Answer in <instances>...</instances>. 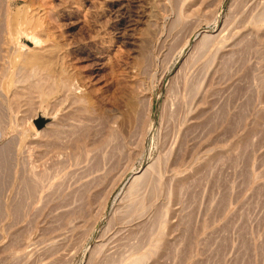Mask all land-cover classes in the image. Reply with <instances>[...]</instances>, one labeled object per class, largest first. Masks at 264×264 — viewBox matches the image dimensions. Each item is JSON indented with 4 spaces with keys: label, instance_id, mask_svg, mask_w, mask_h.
Returning a JSON list of instances; mask_svg holds the SVG:
<instances>
[{
    "label": "rangeland",
    "instance_id": "obj_1",
    "mask_svg": "<svg viewBox=\"0 0 264 264\" xmlns=\"http://www.w3.org/2000/svg\"><path fill=\"white\" fill-rule=\"evenodd\" d=\"M248 2L0 0V264H264V0ZM131 100L146 140L128 159L102 118L129 128Z\"/></svg>",
    "mask_w": 264,
    "mask_h": 264
},
{
    "label": "bare ground",
    "instance_id": "obj_2",
    "mask_svg": "<svg viewBox=\"0 0 264 264\" xmlns=\"http://www.w3.org/2000/svg\"><path fill=\"white\" fill-rule=\"evenodd\" d=\"M243 2V1H242ZM247 2H248V0H247ZM258 2V1H257ZM249 3V2H248ZM244 4H245V2H244ZM242 8V7H241ZM252 8V7H251ZM263 11V10H262ZM261 11V12H262ZM264 12V11H263ZM262 12V13H263ZM259 14L260 16L262 15V18H263V14ZM260 16H257V17H260ZM256 18V17H255ZM261 18V17H260ZM259 18H257V20H258ZM180 23V22H179ZM222 31H223V29H221ZM14 32H16V31H14ZM221 33V32H220ZM220 33L218 34V32H217V35H220ZM217 35H216V37H217ZM19 37V36H18ZM215 36L213 37L214 39L216 38ZM17 38V37H16ZM19 39V38H18ZM213 39V40H214ZM15 40H17V39H15ZM212 37H211V35H209V34H204V35H201L197 40H196V42H197V45H196V47L198 48V49H196L195 47L193 48V49H195V51L196 50H202V49H205L206 47H208L209 45H211L212 44ZM19 41H21V40H19ZM13 42V41H12ZM214 43V42H213ZM17 45V44H16ZM187 45V44H186ZM221 45V44H220ZM195 46V45H194ZM222 46V45H221ZM22 47H24V45H22ZM223 47V46H222ZM13 48V47H12ZM211 48V47H210ZM23 49V48H22ZM221 49V48H220ZM210 50V49H209ZM12 51V50H11ZM17 51H20L19 49L17 50ZM193 52V51H192ZM197 52H199V51H197ZM197 52H195V53H197ZM207 52V51H206ZM205 52V53H206ZM231 53V52H230ZM36 54H38V53H36ZM192 54H194V52L193 53H191V55ZM199 54L201 55V54H203V56H204V53L202 52V53H200L199 52ZM15 55V54H14ZM16 55H20V54H17L16 53ZM40 55V54H39ZM227 55V54H226ZM28 56V55H27ZM33 55H31V58L33 59V57H32ZM211 56H213L212 54H211ZM30 57V56H29ZM36 57V56H35ZM201 58H202V55L200 56ZM200 57H199V59H200ZM214 57H215V55H214ZM233 57V56H232ZM231 57V58H232ZM15 58V57H14ZM13 58V59H14ZM18 58H20L19 56H18ZM224 58V57H223ZM226 58V57H225ZM229 58V57H228ZM41 59V58H40ZM194 59V58H193ZM196 59V58H195ZM194 59V60H195ZM198 59V58H197ZM198 59V60H199ZM211 59V58H210ZM198 60H197V62H198ZM211 60H213V59H211ZM210 60V62H212ZM228 60V59H227ZM13 62H14V60H12ZM19 61V59L18 60H15V62L14 63H17V62ZM26 61V60H25ZM27 61H28V59H27ZM30 61V60H29ZM32 61H34V60H32ZM187 61V60H186ZM185 61V62H186ZM189 61V60H188ZM192 61V60H191ZM196 61V60H195ZM38 62H40V60L38 61ZM190 62V61H189ZM225 62V61H224ZM35 64H36V62H34ZM33 63V65H35ZM206 63H207V61H206ZM208 63H209V61H208ZM228 63V62H227ZM27 64V63H26ZM30 64H31V61H30ZM187 64V63H186ZM185 63H184V65H186ZM192 64H195V62L193 61V63ZM221 64H223V62L221 63ZM220 64V65H221ZM188 65V64H187ZM200 65H202V63H200ZM42 66V64H40V66L38 65V67L39 68H42L41 67ZM183 66V65H182ZM193 66V65H192ZM205 66H206V64H205ZM199 67V66H198ZM202 67V66H201ZM200 67V68H201ZM28 68H30V67H28ZM187 68V67H186ZM186 68H184V69H186ZM223 68V67H222ZM197 69V68H196ZM209 69V68H208ZM208 69H207V71H208ZM24 70V69H23ZM182 70H183V68H182ZM205 70H206V68H205ZM29 72H30V70H28ZM33 71H35V70H33ZM78 71V70H77ZM197 71V70H196ZM204 71V70H203ZM65 72V71H64ZM67 72V71H66ZM65 72V73H66ZM194 72H195V70H194ZM205 72V71H204ZM37 73V72H36ZM181 73V72H180ZM32 74H34V72L32 73ZM188 74V73H187ZM30 75V74H29ZM60 75H63V72H62V74H60ZM88 75V74H87ZM186 75V74H185ZM184 75V76H185ZM198 75V74H197ZM197 75H196V77H197ZM200 75V74H199ZM35 76H36V74H35ZM65 76V75H64ZM207 76V75H206ZM28 77V76H27ZM60 77V76H59ZM92 77V76H91ZM192 77H193V75H192ZM194 77H195V75H194ZM223 77V76H222ZM72 79L74 78V77H71ZM71 78H70V80H71ZM198 78V77H197ZM200 78V77H199ZM221 78V77H220ZM61 79V78H60ZM192 80H193V78H191ZM62 80H63V78H62ZM203 80V79H202ZM187 81H188V79H187ZM190 81V80H189ZM198 81V80H197ZM201 81V79H199V82ZM61 82V81H60ZM181 82V81H180ZM185 82V81H184ZM193 82V81H192ZM64 82H62V84H63ZM183 83V82H182ZM196 83L197 82H195V85H196ZM37 84V83H36ZM78 84V83H77ZM80 84H82V83H80ZM92 84V83H91ZM191 84V83H190ZM193 84V83H192ZM83 85V84H82ZM86 85V84H85ZM184 85V84H183ZM194 85V84H193ZM195 85H194V88H195ZM197 85H198V83H197ZM196 85V86H197ZM38 86V85H37ZM60 86H61V83H60ZM63 86H64V88H66L67 89V91H68V93H70V94H72L73 96H74V98L75 99H78V100H81V97L80 96H78V92H77V86H79V85H76V82H75V79L73 80V82H72V80H71V82H66L65 84H63ZM75 86L77 87V88H75ZM87 86V85H86ZM192 85H190L189 87H191ZM35 87V86H34ZM80 87V86H79ZM84 87V86H83ZM90 87V86H89ZM185 87V86H184ZM188 87V88H189ZM193 87V86H192ZM198 87V86H197ZM36 88V87H35ZM86 89V88H85ZM192 89L193 88H191V92H192ZM198 89V88H197ZM63 90V89H62ZM80 90V89H79ZM87 90V89H86ZM92 90V89H91ZM195 90V89H194ZM193 90V91H194ZM81 91V90H80ZM95 91V90H94ZM187 91H188V89H187ZM82 92V91H81ZM86 92V91H85ZM196 92V91H195ZM195 92L193 93V94H195ZM221 92V91H220ZM80 93V92H79ZM87 93H88V91H87ZM90 93V92H89ZM189 93V92H188ZM83 94V93H82ZM191 94V93H190ZM193 94H192V97H193ZM84 95H87V94H85L84 93ZM89 95V94H88ZM215 95V94H214ZM68 96V95H67ZM91 96V95H90ZM89 96V97H90ZM85 97V96H84ZM176 99V98H175ZM82 100H85V99H82ZM87 100V99H86ZM180 100H182V99H180ZM191 100H192V98H191ZM190 100V101H191ZM86 102V101H85ZM92 102V101H91ZM90 102V103H91ZM136 102V101H135ZM134 102V100H131L130 102H129V108H130V114L129 115H127L128 116V119H126V123H127V120H128V122H129V128H127V129H125L124 128V125L123 126H120V121H119V117L116 115V114H114V115H112L111 116V114L109 115L108 114V112H106V110L105 111H103V121H104V124H105V126L107 127V125H109V123H112V124H116V125H118L117 126V128H115V127H112L111 129L109 128L108 130H107V132H105V134H104V136H102V137H104L103 138V143L104 144H106V145H111V147H113V150L114 151H116V152H113V154L114 153H118V156H121V155H124V157L125 158H130V156L132 155V153L133 152H135L136 150H137V148H139L138 146L141 144H143L144 142H145V140H146V133H145V130L142 128V129H140V128H138L139 126L137 125L138 124V119H139V110H138V106H137V104H139V103H135ZM184 102V101H183ZM192 102V101H191ZM89 103V104H90ZM91 105V104H90ZM150 105V104H149ZM183 105V104H182ZM179 107H180V104L178 105ZM214 106V105H213ZM178 107V108H179ZM183 107V106H182ZM179 109H181L182 110V108H179ZM174 110H176V109H174ZM128 111V110H127ZM87 112V111H86ZM91 112V111H90ZM173 112V111H172ZM179 113V112H178ZM218 113V112H217ZM220 113V112H219ZM174 114V113H173ZM175 114H177V113H175ZM176 116V115H175ZM178 116V115H177ZM215 116V115H214ZM102 117V116H101ZM184 117V116H183ZM127 118V117H126ZM170 118V117H169ZM174 118H176V117H174ZM176 121V120H175ZM179 122V121H178ZM103 124V125H104ZM128 124V123H127ZM115 125V126H116ZM121 125H122V123H121ZM78 126V125H77ZM104 126V127H105ZM122 127V129H120V128H118V127ZM138 126V127H137ZM195 126V125H194ZM203 126V125H202ZM211 126V125H210ZM80 127V126H79ZM78 127V128H79ZM77 128V127H76ZM77 128V129H78ZM197 129V128H196ZM79 130V129H78ZM73 131V130H72ZM74 133H75V131H73ZM80 132V131H79ZM103 133V132H102ZM103 135V134H102ZM60 137H61V135H60ZM170 141V140H169ZM115 154V155H116ZM119 154H121V155H119ZM168 154V153H167ZM109 156H110V154H109ZM117 156V157H118ZM167 156V155H166ZM226 156V155H225ZM114 157V156H113ZM123 157V158H124ZM112 159V158H111ZM223 160V159H222ZM225 161V160H224ZM223 161V162H224ZM165 162V161H164ZM160 165V164H159ZM159 166L157 165V162H154V163H152L151 165H149L147 168H145V169H143L142 170V172H141V174H138V175H136L134 178H132V180H131V182H130V185H129V188H127L128 190H127V194L129 195V196H127V197H135L136 195H138L139 194V192H140V190H142L143 188H144V186L145 185H147L149 182H151L152 181V179H153V176H154V174L155 173H157V172H160L159 171V168H158ZM46 177V176H45ZM155 177V176H154ZM157 178H158V176L157 177H155L154 178V180L155 181H157ZM47 179V178H46ZM31 181V180H30ZM160 181V180H159ZM35 182H37V181H35ZM95 182V181H94ZM154 182V181H153ZM155 183V182H154ZM93 184V183H92ZM156 184V183H155ZM34 185V184H33ZM157 186H158V184H156ZM30 187V186H29ZM42 187V186H41ZM37 188V187H36ZM39 188V187H38ZM90 188V187H89ZM32 189V188H31ZM39 190V189H38ZM152 190H154V189H152ZM183 190V189H182ZM90 191V190H89ZM144 191V190H143ZM159 191V190H158ZM33 192V191H32ZM87 192V191H86ZM35 193V192H34ZM85 193V192H84ZM31 194H33V193H31ZM82 194H83V192H82ZM81 194V195H82ZM91 194V193H90ZM34 195V194H33ZM84 195V194H83ZM150 195H152V194H150ZM89 196V195H88ZM81 197H83V196H80V198ZM85 197V196H84ZM83 199V198H82ZM81 200V199H80ZM87 202V201H86ZM136 202V201H135ZM70 203V202H69ZM135 204H137V203H135ZM129 205V204H128ZM138 205V204H137ZM84 206V205H83ZM87 206H88V204H87ZM142 207H143V204L141 205ZM85 208H86V206H84ZM134 207H135V205H134ZM84 208V209H85ZM82 209V208H81ZM83 210V209H82ZM81 211V210H80ZM134 211V210H133ZM67 212V211H66ZM74 212V211H73ZM132 213V212H131ZM145 213V212H144ZM64 214V213H63ZM67 215H69V214H67ZM146 215V214H145ZM67 217V216H66ZM63 219V218H62ZM60 220H61V218H60ZM66 220V219H65ZM62 221V220H61ZM65 222V221H64ZM59 227V226H58ZM54 230V229H53ZM107 244V243H106ZM104 246V245H103ZM106 246V245H105ZM156 246H157V244H156ZM103 248V247H102ZM101 248V249H102ZM58 249V248H57ZM155 249L153 248V250L152 251H154ZM151 253V252H150ZM154 253H155V251H154ZM156 253H157V251H156ZM151 255V254H150ZM135 257V256H134ZM126 260H128V259H126ZM147 260V256H139V257H135V258H133V259H131L130 261H128V262H123L124 264H143L145 261Z\"/></svg>",
    "mask_w": 264,
    "mask_h": 264
},
{
    "label": "water",
    "instance_id": "obj_3",
    "mask_svg": "<svg viewBox=\"0 0 264 264\" xmlns=\"http://www.w3.org/2000/svg\"><path fill=\"white\" fill-rule=\"evenodd\" d=\"M45 121H46V119H43L41 122L44 124Z\"/></svg>",
    "mask_w": 264,
    "mask_h": 264
}]
</instances>
